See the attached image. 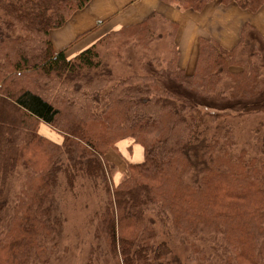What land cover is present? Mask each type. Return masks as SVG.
I'll return each instance as SVG.
<instances>
[{
	"label": "trees",
	"instance_id": "obj_1",
	"mask_svg": "<svg viewBox=\"0 0 264 264\" xmlns=\"http://www.w3.org/2000/svg\"><path fill=\"white\" fill-rule=\"evenodd\" d=\"M90 1L0 0V264H48L60 248L62 199L81 189L96 201L90 260L264 264V38L249 23L230 49L201 38L189 75L177 65V24L154 12L72 58L55 52L50 32ZM162 2L193 12L264 5ZM118 38L147 61L115 80L104 56ZM237 119L257 120L241 147ZM40 124L61 142L39 134ZM124 140L143 158L114 184L104 155Z\"/></svg>",
	"mask_w": 264,
	"mask_h": 264
},
{
	"label": "crops",
	"instance_id": "obj_2",
	"mask_svg": "<svg viewBox=\"0 0 264 264\" xmlns=\"http://www.w3.org/2000/svg\"><path fill=\"white\" fill-rule=\"evenodd\" d=\"M154 12L177 24L174 37L177 65L189 75L195 70L201 38L213 39L223 48L230 49L237 43L240 30L246 23L264 38V20L258 14L251 15L240 10L235 4L223 6L212 2L202 11L193 12L165 4L162 0H91L85 8L76 11L62 28L50 32L52 48L55 52L63 51L66 58H72L104 35L140 24ZM228 43H232L230 48H227ZM136 147L139 146L124 140L117 144L116 149L126 161L139 163L143 153L140 158Z\"/></svg>",
	"mask_w": 264,
	"mask_h": 264
},
{
	"label": "rangeland",
	"instance_id": "obj_3",
	"mask_svg": "<svg viewBox=\"0 0 264 264\" xmlns=\"http://www.w3.org/2000/svg\"><path fill=\"white\" fill-rule=\"evenodd\" d=\"M245 12L251 15L258 14L260 19L264 20V7H262L255 13L249 11ZM164 42H161V45L163 46L158 44L159 48L157 49V52L160 51V54H162L165 48L166 42ZM231 46L232 43L227 44V48H230ZM152 53L153 52H151L150 54V52H148V56H151ZM104 59L112 68L113 77L115 80L122 79L132 73L142 71V63L147 61L145 53L142 49L135 47L134 43H132L131 41L122 40L119 38L115 39L108 46V50L105 53ZM175 89L177 93L184 92V90L180 89L178 86H175ZM106 90H108V87L104 90V92H106ZM103 106L104 102L97 107V110L100 111ZM244 121L245 119H237L235 121H232V124L237 126L234 129L236 138L239 140L240 137L241 140H244L238 147H241L247 140L245 139V135L248 129V125L253 126V124L257 120H253L251 124H245L243 126ZM37 130L39 134L43 135L49 140H52L56 143L61 142V137L45 125H38ZM136 148H138V151L140 152L139 157L141 158L142 150L140 147ZM104 158L108 163L114 166L111 179L114 184L118 183L128 173L126 168V163H128V161H126L119 155L116 148L107 149ZM68 195L62 199L63 202L61 210L65 219V223L63 234L60 239V248L50 258L48 264H111L109 259L103 258V256H101L100 254L92 255L91 260L89 258V251L94 246L95 242L92 239V228L88 224V216L96 208L95 199L90 195L88 190L84 191L83 189L78 190L75 195ZM203 245L206 254H209L210 249L206 244ZM214 257L216 256L213 255V259ZM220 259L222 258L217 257L215 258V260H213V262H216Z\"/></svg>",
	"mask_w": 264,
	"mask_h": 264
}]
</instances>
